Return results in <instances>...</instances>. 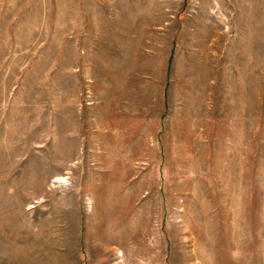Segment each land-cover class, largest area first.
<instances>
[{"label": "rangeland", "instance_id": "1", "mask_svg": "<svg viewBox=\"0 0 264 264\" xmlns=\"http://www.w3.org/2000/svg\"><path fill=\"white\" fill-rule=\"evenodd\" d=\"M0 264H264V0H0Z\"/></svg>", "mask_w": 264, "mask_h": 264}]
</instances>
